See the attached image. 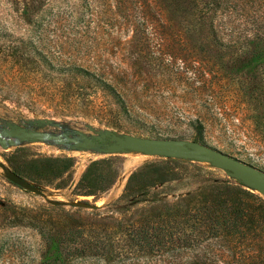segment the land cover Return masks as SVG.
I'll use <instances>...</instances> for the list:
<instances>
[{
  "label": "rangeland",
  "instance_id": "rangeland-1",
  "mask_svg": "<svg viewBox=\"0 0 264 264\" xmlns=\"http://www.w3.org/2000/svg\"><path fill=\"white\" fill-rule=\"evenodd\" d=\"M262 41L264 0H0V138L11 140L0 144V162L41 191L16 186L0 168V264H39L43 242L29 222L63 219L78 208L71 201L95 204L82 212L106 219L142 204L138 195L112 203L153 155L106 153L69 137L112 131L197 141L264 172ZM16 128L42 137L10 136ZM103 158L113 159V182L96 195L77 194L85 167ZM45 160L63 165L49 171ZM196 164L203 172L181 170V179L150 190L173 198L229 177ZM209 248L200 240L125 264H206Z\"/></svg>",
  "mask_w": 264,
  "mask_h": 264
},
{
  "label": "trees",
  "instance_id": "trees-1",
  "mask_svg": "<svg viewBox=\"0 0 264 264\" xmlns=\"http://www.w3.org/2000/svg\"><path fill=\"white\" fill-rule=\"evenodd\" d=\"M261 44L264 52V41ZM152 157L157 160L144 162L128 175L112 203L117 205L138 195L136 202L142 204L137 208L128 212L118 208L123 212L114 219L76 208L64 211L63 219L57 217L49 225L29 222L43 242L39 264H70L75 260L125 264L142 256L173 255L200 240L210 243L206 264H220V248L226 252V264H264L261 197L227 177L205 180L192 192L167 198L150 187L181 179L177 174L181 170L198 175L203 166L189 160ZM112 160L91 161L77 181V194L103 192L116 177ZM40 165L52 171L63 163L45 160Z\"/></svg>",
  "mask_w": 264,
  "mask_h": 264
},
{
  "label": "water",
  "instance_id": "water-1",
  "mask_svg": "<svg viewBox=\"0 0 264 264\" xmlns=\"http://www.w3.org/2000/svg\"><path fill=\"white\" fill-rule=\"evenodd\" d=\"M10 136H19L23 139H41L42 135L36 131L23 130L16 128L8 133ZM69 141L75 142L76 145L84 148H90L95 145H102V150L106 153H117L124 151H135L146 155L168 157L189 161H204L211 166L222 169L227 176L240 182L248 188L257 190L264 194V172L260 169L247 164L235 157L225 154L215 148L199 143L197 141L177 139V138H156L138 136L132 134H117L112 131L102 132L92 137H83L82 141H75L69 137ZM11 144V140L0 138V144L5 146ZM0 168L3 170L5 177L16 186H20L36 194H41L39 188L33 185L25 178L6 170L0 162ZM53 204L59 202L54 201ZM70 205L82 209H95V204L85 201H71Z\"/></svg>",
  "mask_w": 264,
  "mask_h": 264
}]
</instances>
